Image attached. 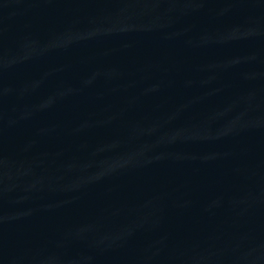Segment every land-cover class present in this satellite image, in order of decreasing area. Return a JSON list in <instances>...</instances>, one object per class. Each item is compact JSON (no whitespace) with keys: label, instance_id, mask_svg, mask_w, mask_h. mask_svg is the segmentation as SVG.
I'll list each match as a JSON object with an SVG mask.
<instances>
[{"label":"water","instance_id":"obj_1","mask_svg":"<svg viewBox=\"0 0 264 264\" xmlns=\"http://www.w3.org/2000/svg\"><path fill=\"white\" fill-rule=\"evenodd\" d=\"M0 264H264V0H0Z\"/></svg>","mask_w":264,"mask_h":264}]
</instances>
